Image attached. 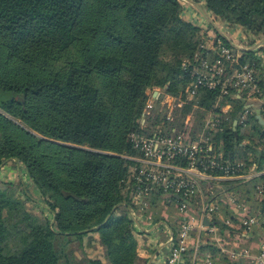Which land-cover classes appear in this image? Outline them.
<instances>
[{"label":"trees","instance_id":"1","mask_svg":"<svg viewBox=\"0 0 264 264\" xmlns=\"http://www.w3.org/2000/svg\"><path fill=\"white\" fill-rule=\"evenodd\" d=\"M190 1L213 33L214 22H225L264 34V0ZM181 7L179 0H0V164L21 163L43 198V212L32 213L19 195L32 200L26 185L0 180V264H104L83 251L91 233L105 264H138L140 232L124 189L125 156L136 153L127 134L138 129L145 88L182 90L187 72L179 61L209 36L179 16ZM215 98L199 91L194 101L203 109H192L191 120L199 122ZM227 100L222 130L211 139L244 172L252 164L264 171V125L251 114L232 126L245 103ZM256 185L264 195V173L221 181L262 212ZM191 253L185 249L182 264Z\"/></svg>","mask_w":264,"mask_h":264},{"label":"built area","instance_id":"2","mask_svg":"<svg viewBox=\"0 0 264 264\" xmlns=\"http://www.w3.org/2000/svg\"><path fill=\"white\" fill-rule=\"evenodd\" d=\"M213 27L216 32L210 28L209 36L202 37L191 55L179 61L180 68L187 72L183 89L171 95L162 92L164 87L154 88L136 120L138 129L127 134L128 142L136 150L134 155L125 156L131 164L124 179L134 231L151 230L147 215L153 192L161 197L177 198L174 206L179 218L175 220L174 233L169 231L163 242L166 253L162 264H182L187 240L196 242L199 231L206 227L200 220L211 221L217 213L216 195L234 203V192L223 189L222 180H247L264 173L251 169L244 172L242 162L224 157L211 139L222 130V109L230 106L227 99L234 96L250 104L256 102L264 121V34L254 35L225 22H214ZM234 37L239 43H231ZM201 90L215 93L216 98L212 110L204 112L200 129L192 136L188 122L192 109H203L194 101ZM250 104L239 114V122L244 123L253 114ZM152 114L159 115L156 122L151 121ZM254 193L263 196L260 185L254 187ZM197 199L200 219H192L187 213ZM239 224V232L264 226V211L242 215ZM236 233L235 239L240 237ZM233 254L248 255V252L244 249L232 251ZM252 257L253 264H264L263 242ZM205 263L210 264L208 257Z\"/></svg>","mask_w":264,"mask_h":264},{"label":"crops","instance_id":"3","mask_svg":"<svg viewBox=\"0 0 264 264\" xmlns=\"http://www.w3.org/2000/svg\"><path fill=\"white\" fill-rule=\"evenodd\" d=\"M186 1L188 3L191 2L190 0ZM195 7L197 8V4ZM198 12L202 13L203 16L201 7H199ZM204 20L207 21L205 18ZM192 23L201 25L202 27V22L200 20H196ZM234 42L239 43L238 39L235 37L231 39V43L234 44ZM241 100L243 101V99ZM244 103V106H248L250 104V102ZM250 105L253 106V114L255 115L256 110L258 109L257 104L256 102H251ZM230 108L231 104L230 106L224 107L222 109V116H225ZM253 168L254 165L252 164L249 169L252 171ZM18 169L19 168L16 166L15 175L20 178V171H18ZM262 170H264V165ZM156 196L155 200H153L154 203L150 202L148 207L147 216L151 222V230L141 231L135 239V251L139 258L138 264L163 263V258L166 253V247L163 242L169 231L174 233V223L175 220L179 218L177 216L178 212L174 206L176 198L171 199L168 197L165 198L164 196ZM217 196L218 198L216 199V203L218 210L217 213H215L214 218L211 219L212 224L199 231L196 242L193 239H189L186 242V248L192 249V253L189 257L190 264H206V257L209 258L210 264H253L252 256L256 253L258 245L261 241L264 243V226L253 227L249 233L242 234V231L239 232V219H241V216L246 213H257L259 210H250L247 204L239 197L237 192H234V203L226 201L224 196L216 195L215 197ZM254 196L260 199L264 195L261 197L257 195ZM196 201L193 206L190 204L191 211H188L187 213L192 219H200L199 213L197 212L198 206H196V204H199V201ZM239 201L242 202L240 203ZM214 220L217 221V224H214ZM159 228L161 230H159ZM235 228L239 230L237 231ZM236 232L240 234V237L237 239L234 238V234ZM201 244H205L206 246L199 249L198 245ZM244 249L248 252V255H231L232 251L233 253H237L239 250L241 251Z\"/></svg>","mask_w":264,"mask_h":264},{"label":"rangeland","instance_id":"4","mask_svg":"<svg viewBox=\"0 0 264 264\" xmlns=\"http://www.w3.org/2000/svg\"><path fill=\"white\" fill-rule=\"evenodd\" d=\"M179 1L182 2V7H181L182 11H180V14H179V16L181 18L189 20L190 22H195L196 20L197 21L200 20L202 22V27L200 30L201 35L203 34V32H206L210 29L209 23L204 20L205 16L204 15L202 16V13L198 12V9H199L198 5H197V8H198L197 9L192 2L188 3L186 0H179ZM202 37H203V35L201 36V38ZM154 88H157V87L145 88V90H144L145 99L149 98V94ZM176 114L180 115V111H178V113L176 111ZM202 117H200L199 122H198V117H196L195 119L193 118V120L190 119V122H188V127H189L188 130L191 129L192 133H196L200 129L199 127H200ZM158 118H159L158 114H155V115L152 114L151 115V121H153V122L156 121ZM241 131H242V133H247V127L243 128ZM248 131H250L249 127H248ZM243 142H245V140H243ZM58 143L72 146V144H69V143H63V142H58ZM16 166L20 169V178L16 177V175H15ZM17 178H19L21 183L26 185L27 191H28L30 197L32 198V200L27 199L26 197H24V195L19 193L21 199H23L25 201L26 208L30 212L36 213V214L43 212L42 207H41L43 198H40L37 195V192H36L34 186L29 182L27 175H26V172H25V169L23 168V165L21 163H16V165H14V164H12V162L7 161V160H5L4 162H2L0 164V180L1 181H16ZM202 188H203V186H202ZM198 205L199 204H196V206H198ZM45 215H46V217H49V215L47 213H45ZM89 235H91V236H89L90 240L88 241L87 244H83V246H82L83 251L87 254V256L89 258H99L105 264L103 257H102V249L93 240V237H95V235L93 233H91ZM72 245L75 249L74 255H75L76 259H80V257H81L80 251L78 250V248L76 249L75 243H73ZM78 261H79L78 264H82V263H80L81 260H78Z\"/></svg>","mask_w":264,"mask_h":264},{"label":"water","instance_id":"5","mask_svg":"<svg viewBox=\"0 0 264 264\" xmlns=\"http://www.w3.org/2000/svg\"><path fill=\"white\" fill-rule=\"evenodd\" d=\"M165 88V86H164ZM239 115H236L235 118L232 121V126H234L236 124V120L238 118ZM255 118L257 119V121L261 124L264 125V122L262 121V119L260 118L259 114H258V110H256V114H255ZM201 223L205 226H209L211 224V221L206 220L205 218L201 219Z\"/></svg>","mask_w":264,"mask_h":264}]
</instances>
